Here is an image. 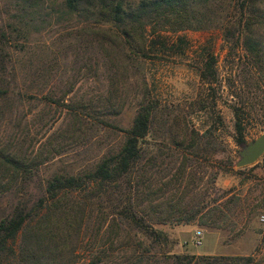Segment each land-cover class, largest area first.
<instances>
[{
    "label": "rangeland",
    "instance_id": "rangeland-1",
    "mask_svg": "<svg viewBox=\"0 0 264 264\" xmlns=\"http://www.w3.org/2000/svg\"><path fill=\"white\" fill-rule=\"evenodd\" d=\"M140 1L124 0L125 10ZM239 4L199 0L200 23L173 31L149 19L116 23L111 0H85L78 10L67 0H0V219L18 204L37 207L53 173H84L116 152L139 106L152 102L132 183L61 201L59 212L83 220L60 245L64 258L126 264L132 240L150 241L124 218L128 208L167 234L162 252L264 257V153L236 165L241 145L264 126H248L236 144L228 105L243 88L255 103L248 111L264 115V73L243 56ZM256 31L264 40V28ZM203 61H214L211 85L199 74ZM192 129L207 133L198 139ZM196 208L200 218L182 219ZM38 211L30 225L50 207ZM24 231L0 252V264L19 260ZM54 231L62 234V225Z\"/></svg>",
    "mask_w": 264,
    "mask_h": 264
},
{
    "label": "trees",
    "instance_id": "trees-1",
    "mask_svg": "<svg viewBox=\"0 0 264 264\" xmlns=\"http://www.w3.org/2000/svg\"><path fill=\"white\" fill-rule=\"evenodd\" d=\"M84 1L67 0V4L72 10H78V5ZM239 1L238 8L245 14L238 22L239 37L242 38L245 51L243 56L258 65L255 69L258 73H264V40L255 36L257 29L264 28V10L260 8V5L264 8V0H236L237 4ZM198 5L199 0H141L131 11H126L124 0H111L108 15L110 14L116 23L123 22L126 17L140 24L143 20L149 19L157 26L166 25L169 29L177 31L200 23L201 20L194 16L193 10V7ZM160 43L164 45L166 41ZM202 65L199 70L201 79L211 85L210 77H215L214 61L209 63L203 61ZM261 85L264 87V78ZM231 97L228 105L233 112V139L236 144L241 145L245 141L243 133L248 126L253 124L264 126V115L260 117L248 111L254 109L255 103L252 96L244 94L243 88L231 93ZM153 108L152 102H144L139 106L132 124L124 130L125 137L120 148L112 154L103 156L94 168L76 174L53 173L45 180L42 194L37 198V207L33 205L26 209L18 204L10 215L0 219V252L7 248L8 242L14 243L18 233L29 226L24 231L25 238L18 252L19 260L8 264H71V256L64 258L59 247L72 237L73 233H77L83 220L77 213L71 215L67 211L59 212L61 201L69 193L78 192L91 197L101 191L107 193L108 190L115 189L121 180L127 184L132 183L134 170L143 155L141 144L148 135L152 123ZM219 119L222 120L220 117ZM190 133L197 134L199 139L207 132L199 133L192 129ZM192 139L195 143L194 138ZM194 143H190L191 147ZM13 161L14 159L6 156L5 162ZM44 207L45 209L50 207V213L45 217L41 216L35 224L30 225V221L34 219L33 215H39L38 210ZM129 209L123 212L124 218L142 230L150 241L145 243L143 240H132L134 253L128 257L126 264H264V257L259 256L258 252L248 255L170 253L169 250L162 252L161 247L169 241L167 234L155 229L151 224H146L142 215L135 214ZM199 211L196 208L194 211L184 212L182 219L190 222L196 216L200 218L202 214H199ZM168 217L157 218L156 221L162 222ZM61 225L63 233L59 234L54 229Z\"/></svg>",
    "mask_w": 264,
    "mask_h": 264
},
{
    "label": "water",
    "instance_id": "water-1",
    "mask_svg": "<svg viewBox=\"0 0 264 264\" xmlns=\"http://www.w3.org/2000/svg\"><path fill=\"white\" fill-rule=\"evenodd\" d=\"M264 153V133L260 134L254 140L241 145L238 152L239 159L236 165L239 167L254 163Z\"/></svg>",
    "mask_w": 264,
    "mask_h": 264
}]
</instances>
